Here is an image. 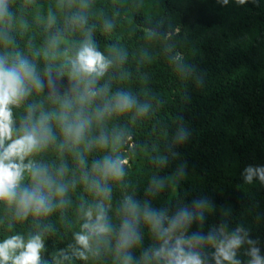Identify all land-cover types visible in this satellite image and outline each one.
<instances>
[{"label": "clouds", "instance_id": "obj_1", "mask_svg": "<svg viewBox=\"0 0 264 264\" xmlns=\"http://www.w3.org/2000/svg\"><path fill=\"white\" fill-rule=\"evenodd\" d=\"M216 2L227 5L229 0ZM246 2L233 0L236 5ZM13 6L14 0H0V209L8 214L6 227L0 230V264H264L259 241L250 237L246 226H230L228 209H221L219 222L204 230L207 216L215 210L207 196L187 203L178 199L170 207L154 206L153 200L165 190L175 195L186 175L183 162L171 173L159 175L179 159L175 149L189 139L180 117H174L162 150L148 161L152 171L142 195L128 188V161L118 150L129 133L123 127H109L108 122L126 117L135 123L149 116L153 104L131 90L113 91L112 78L105 79L127 57L115 47L98 48L92 28L86 27L89 0L49 7L45 30H55L42 47L33 50L26 43L23 51L13 35ZM63 8L70 10L68 14H62ZM113 27L111 20H104L103 31ZM75 30L83 38L62 48ZM146 36L160 39L152 29ZM165 51L171 52L168 63L173 74L185 84L199 86L201 77L184 54L171 45ZM61 79L66 84L58 87ZM45 89L47 109L43 100H30ZM49 146L61 157L60 163L38 159ZM94 152L102 154L89 159ZM65 154L71 157L72 168L64 162ZM241 177L245 185L257 182L264 187V165L244 167ZM78 188L85 195L69 225L70 242L45 258V242L57 231L49 218L58 211L63 215L71 203L69 193ZM114 189L120 193L115 202ZM25 222L28 230L14 228Z\"/></svg>", "mask_w": 264, "mask_h": 264}, {"label": "trees", "instance_id": "obj_2", "mask_svg": "<svg viewBox=\"0 0 264 264\" xmlns=\"http://www.w3.org/2000/svg\"><path fill=\"white\" fill-rule=\"evenodd\" d=\"M57 2L68 0H14L13 35L22 51L26 43L33 50L42 47L55 30H45L44 20L47 9ZM69 11L63 8L62 14ZM85 14L86 27L92 28V38L100 50L115 47L126 53L125 62L114 66L105 77L112 78V90H131L150 98L153 104L149 116L135 123L126 117L108 122L109 127H123L129 133L118 150L128 161V188L142 195L152 171L148 161L162 150L165 134L171 133L173 119L178 116L190 136L175 149L179 159L171 161L159 175L171 173L180 162L186 175L175 195L165 190L153 200L154 206L170 207L178 199L187 203L207 196L215 210L207 216L204 230L219 222L221 209H228L230 226H246L264 253V187L257 182L245 185L241 177L244 167L264 165V0H247L243 5L233 0L227 5L216 0H89ZM104 20L112 21V30H102ZM148 29L160 39L149 40ZM82 38L80 30L71 31L61 47ZM169 45L194 66L201 77L199 86L191 81L185 84L170 70L171 52L165 51ZM37 62L42 67L39 58ZM62 84L66 80L57 82L58 87ZM46 92L30 100H43L47 109ZM101 154L94 152L89 159ZM38 159L58 164L61 157L49 146ZM63 160L73 167L68 154ZM119 194L114 189V202ZM82 195L79 188L70 192L71 203L63 215L58 211L49 218L57 231L45 242V258L70 242L73 229L69 225L75 220ZM7 222L8 214L0 209V230ZM14 228L25 231L29 224H15Z\"/></svg>", "mask_w": 264, "mask_h": 264}]
</instances>
